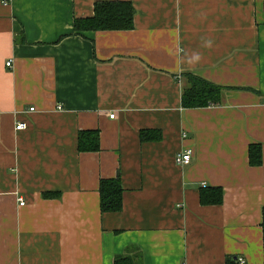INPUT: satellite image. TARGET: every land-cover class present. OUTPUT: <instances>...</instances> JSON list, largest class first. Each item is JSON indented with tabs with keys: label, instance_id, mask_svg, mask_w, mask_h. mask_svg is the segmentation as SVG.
<instances>
[{
	"label": "crops",
	"instance_id": "obj_1",
	"mask_svg": "<svg viewBox=\"0 0 264 264\" xmlns=\"http://www.w3.org/2000/svg\"><path fill=\"white\" fill-rule=\"evenodd\" d=\"M3 1L0 264H264V0ZM98 1L131 2L134 27L76 32ZM186 72L221 103L183 106ZM83 129L98 151H79ZM117 176L122 208L102 212Z\"/></svg>",
	"mask_w": 264,
	"mask_h": 264
},
{
	"label": "trees",
	"instance_id": "obj_2",
	"mask_svg": "<svg viewBox=\"0 0 264 264\" xmlns=\"http://www.w3.org/2000/svg\"><path fill=\"white\" fill-rule=\"evenodd\" d=\"M135 8L128 1H98L94 7V15L86 18H76L74 29L78 33L102 30H130L134 27ZM186 86L182 94V104L187 108L206 107L219 104L225 87L214 83L193 72H186ZM142 138L146 132L142 131ZM80 152L98 151L100 149V131L98 129H83L78 135ZM250 163L259 165L262 162L261 146L251 144L249 148ZM102 212H118L123 205L124 188L120 178H102L99 185ZM58 192H45V197H54ZM223 201L221 187H208L201 191L203 204H219ZM264 233V208H263ZM237 258L230 259L227 264H236ZM127 256H118L114 264H133Z\"/></svg>",
	"mask_w": 264,
	"mask_h": 264
},
{
	"label": "built area",
	"instance_id": "obj_3",
	"mask_svg": "<svg viewBox=\"0 0 264 264\" xmlns=\"http://www.w3.org/2000/svg\"><path fill=\"white\" fill-rule=\"evenodd\" d=\"M3 3H7L6 0L3 1ZM12 62L8 61L7 65L11 66ZM34 108L32 107L31 110ZM111 117L114 118L115 114H111ZM27 127V124L25 122H18L16 125V129H24ZM193 155V150L191 148L184 149L176 154L175 161L178 165H187L190 163ZM25 201H21V205H24ZM236 264H248L247 260L243 257H237Z\"/></svg>",
	"mask_w": 264,
	"mask_h": 264
}]
</instances>
